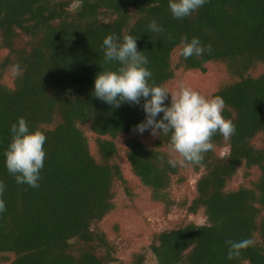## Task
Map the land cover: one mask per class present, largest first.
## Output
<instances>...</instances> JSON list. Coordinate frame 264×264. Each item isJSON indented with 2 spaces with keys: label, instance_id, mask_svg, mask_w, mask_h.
I'll list each match as a JSON object with an SVG mask.
<instances>
[{
  "label": "trees",
  "instance_id": "obj_1",
  "mask_svg": "<svg viewBox=\"0 0 264 264\" xmlns=\"http://www.w3.org/2000/svg\"><path fill=\"white\" fill-rule=\"evenodd\" d=\"M153 19L163 32L148 28ZM129 34L149 60V83L174 94L179 75L198 74L209 98L225 101L223 116L236 135H215L201 165L171 167L167 161L180 157L169 150V135L153 136L149 145L134 136L145 120L142 107L116 108L95 97L97 74L119 66L104 63L103 40ZM193 37L211 52L182 57V41ZM19 118L47 137L39 188L17 184L4 166ZM121 148L156 200L175 181L190 192L181 205L187 215L205 220L183 219L153 233L148 250L157 264H264V0H208L181 20L168 0H0V264L117 263L101 226L118 191L132 194ZM239 173L241 184L232 188ZM242 239L253 246L229 260L227 242ZM145 258L134 253L128 264Z\"/></svg>",
  "mask_w": 264,
  "mask_h": 264
},
{
  "label": "clouds",
  "instance_id": "obj_2",
  "mask_svg": "<svg viewBox=\"0 0 264 264\" xmlns=\"http://www.w3.org/2000/svg\"><path fill=\"white\" fill-rule=\"evenodd\" d=\"M208 0H168L169 10L177 20L190 16L202 8ZM148 28L152 32L164 31L155 19ZM138 38L129 34L121 40L115 35H108L102 43L105 64L119 65L116 70H105L97 74L94 81V95L99 100L116 108L125 102L131 106L142 107L145 120L135 126V131L143 134L150 131L152 136L169 135L168 148L177 153L179 159H169L167 163L175 168L186 164L201 165L205 154L214 148L212 138L219 134L228 139L236 135L231 120L223 116L225 101L216 96L206 98L199 92L180 85L170 94L169 91L154 82L152 72L147 65L148 58L138 51ZM211 52V46H202L199 38L190 42L182 41L180 55L185 59L202 56ZM14 75H20L19 65L12 66ZM169 96L171 100L169 103ZM143 101V103H141ZM162 114V116H161ZM11 140L3 152L4 166L15 177L17 184H27L39 188L41 171L45 166L46 135L40 130H30L28 122L19 118L10 128ZM163 159V158H162ZM5 184L0 181V214L6 211V202L2 198ZM228 259L241 255V251L253 246L252 239L228 241Z\"/></svg>",
  "mask_w": 264,
  "mask_h": 264
},
{
  "label": "rangeland",
  "instance_id": "obj_3",
  "mask_svg": "<svg viewBox=\"0 0 264 264\" xmlns=\"http://www.w3.org/2000/svg\"><path fill=\"white\" fill-rule=\"evenodd\" d=\"M214 78L215 74H212L205 80L210 83L211 79ZM203 81L204 77L198 74L179 75L174 90L176 92L183 84L197 92L200 91L203 96L209 98L207 93L209 90L206 89ZM6 83H11V80L6 78ZM86 134L91 138L89 132ZM134 136L147 145L151 143L153 138L150 131H145L142 135L137 132ZM120 145H123V142ZM121 160L123 161L124 175L132 189V194L130 197L124 191H118L116 209L105 218L101 227L115 245V256L118 262L114 264H128L131 256L140 251L146 253L144 264H157L154 256L148 250L151 235L170 228L183 219H188L196 224H204V217L202 215L195 217L187 215L186 209L181 205L190 201V192L178 187L175 181L165 192V196L156 200L152 192L144 189L129 171L122 148ZM196 178L195 175L189 177L190 188H193ZM240 182L241 174L239 173L233 180L231 187H237L241 184Z\"/></svg>",
  "mask_w": 264,
  "mask_h": 264
}]
</instances>
